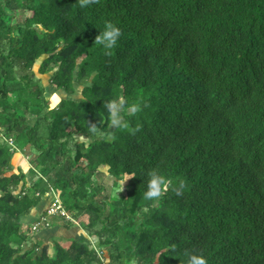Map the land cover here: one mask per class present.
Segmentation results:
<instances>
[{"label":"trees","instance_id":"16d2710c","mask_svg":"<svg viewBox=\"0 0 264 264\" xmlns=\"http://www.w3.org/2000/svg\"><path fill=\"white\" fill-rule=\"evenodd\" d=\"M42 55L80 96L51 104ZM153 171L171 180L158 201ZM107 174L132 176L104 194ZM41 182L85 237H34ZM103 249L108 264H264V0H0V264H104Z\"/></svg>","mask_w":264,"mask_h":264},{"label":"rangeland","instance_id":"374dc122","mask_svg":"<svg viewBox=\"0 0 264 264\" xmlns=\"http://www.w3.org/2000/svg\"><path fill=\"white\" fill-rule=\"evenodd\" d=\"M44 56L42 55L41 57H39L33 68L34 71L37 75V77L40 78L41 82L43 83L45 90H44V96L46 98H48L51 102V104H55L57 103L60 98L62 97H78L80 96V87L76 86V90L74 93H67L65 91L59 90L54 88L51 83L49 82V77L50 74L52 72V68L49 69L46 72L41 73L39 71V64L41 59ZM113 112H115V109H112V121L113 119H119V121L122 119V116L117 114L115 112V116L113 115ZM115 125H113V122H111L109 129L112 130L113 127ZM77 137V136H76ZM78 139H83L82 137H77ZM86 142H88L90 139H84ZM34 156V151L32 149H30L29 147L25 149V151H18L14 154L13 156V167L14 170H17V166H19L20 168H22L23 171H27L29 165H30V161L32 159V157ZM102 171L106 172V167L105 166H101L100 168ZM36 177L34 176H28V183H32L35 180ZM124 179V177H123ZM123 179L118 181V184L115 185L113 183V178L110 175H105L102 179L101 185H100V189L103 191L104 194H113L116 193L119 190H122L124 188V186L127 184V180H125L123 183ZM43 187V189H45V191H37L35 193L36 197H39V201L37 203V205L35 206L34 209H32L31 211V216L27 217L26 219L28 221L32 220V219H37V223H33L32 227L35 230V238H39L41 240L47 241V240H53V239H58V236H74L77 239L81 238V237H85L87 234L86 232L80 228V227H74L71 226L69 228H67L65 226V222H67L69 220V218L64 217V215H60L57 212H50L47 211L50 206H52L53 204V192L48 188H46L48 185L46 184V182H41L40 185L38 187ZM46 211V212H45ZM69 215V214H68ZM70 216V215H69ZM71 219V218H70ZM91 242L93 244L96 245L97 240L95 239V237L90 236ZM64 246H68L69 241L68 240H63L62 241ZM103 260H104V264H108V257H107V251L105 249H103Z\"/></svg>","mask_w":264,"mask_h":264},{"label":"clouds","instance_id":"9594fccd","mask_svg":"<svg viewBox=\"0 0 264 264\" xmlns=\"http://www.w3.org/2000/svg\"><path fill=\"white\" fill-rule=\"evenodd\" d=\"M121 35V29L114 25L111 22H106L103 30L99 32V35L96 37V43L102 45L106 49L112 48L116 43L118 38ZM110 109H116L117 105L114 102L108 104ZM135 107L131 108V112H135ZM115 116V112H113ZM113 125H117L120 123L119 119H113ZM132 176L131 174H126L122 183ZM171 184V180L165 178L160 175L158 172L153 171L150 174V178L148 180L147 191L145 192V198L148 200H156L158 201L159 197L163 194V192L168 188ZM188 264H208V261L204 255H196L192 254L190 259L188 260Z\"/></svg>","mask_w":264,"mask_h":264},{"label":"built area","instance_id":"2783aa9c","mask_svg":"<svg viewBox=\"0 0 264 264\" xmlns=\"http://www.w3.org/2000/svg\"><path fill=\"white\" fill-rule=\"evenodd\" d=\"M9 142L11 143L12 140L9 139ZM52 192H53V204H52V206H50V208L47 211H49V213L54 211V212H57L58 214L60 213L61 215H64V217H66V218H69L70 216L68 215V213H66L65 209L63 208L58 195L56 194V192H54V191H52Z\"/></svg>","mask_w":264,"mask_h":264},{"label":"crops","instance_id":"0c3cea01","mask_svg":"<svg viewBox=\"0 0 264 264\" xmlns=\"http://www.w3.org/2000/svg\"><path fill=\"white\" fill-rule=\"evenodd\" d=\"M30 215H32V214H30ZM26 219V218H25Z\"/></svg>","mask_w":264,"mask_h":264}]
</instances>
